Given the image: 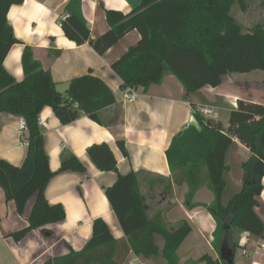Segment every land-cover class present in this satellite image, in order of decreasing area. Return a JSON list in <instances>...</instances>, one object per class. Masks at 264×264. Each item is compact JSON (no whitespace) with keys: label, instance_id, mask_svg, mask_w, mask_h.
I'll list each match as a JSON object with an SVG mask.
<instances>
[{"label":"trees","instance_id":"16d2710c","mask_svg":"<svg viewBox=\"0 0 264 264\" xmlns=\"http://www.w3.org/2000/svg\"><path fill=\"white\" fill-rule=\"evenodd\" d=\"M22 3L23 0H0V114L21 117L27 125V152L21 166L0 159V189L5 200L14 203L19 215L27 201L35 197L27 226L10 234L15 242L36 229L46 232L47 225L65 219L63 207L50 205L44 195L54 173L49 169L38 121L41 110L51 108L62 125L72 123L82 114L102 124L99 113L115 103L109 88L91 74L73 79L67 95H61L49 70L34 58L28 46L21 56L23 80L17 82L7 73L3 61L11 47L20 43L7 22V13L12 6ZM233 5L244 10L245 0H140V5L128 14L98 4L109 29L92 40L81 10L82 0H70L59 24L65 38L77 46L88 44L99 56L136 31L138 42L111 65L121 81L120 89H147L170 74L182 84L186 99L204 87H219L223 78L231 74L260 71L264 85V27L258 25L243 33L231 15ZM196 110L192 106L195 125H189L172 139L165 152L167 163L174 183L188 186L185 206L189 210L201 207L213 218L215 251L219 252L221 244L226 243L235 255L241 234L264 239V224L255 212L257 197L263 190L264 105L238 100L226 128ZM234 140L247 148L251 156L241 165L240 190L223 201L224 174L228 171L225 158ZM117 145L125 155L124 143L119 141ZM87 157L98 171L117 175L115 183L104 192L130 250L142 259L155 256L158 248L154 237L159 236L164 242V264H179L177 250L191 232L188 222L169 226L161 210L149 215L138 175H120L107 144L90 146ZM67 171L84 173L86 169L75 156L65 152L59 172ZM203 182H207L214 197L208 205L193 202L194 192ZM114 253L115 240L106 223L97 218L92 223V236L80 252L71 251L68 256L46 264H116ZM199 261L227 264L207 255Z\"/></svg>","mask_w":264,"mask_h":264},{"label":"crops","instance_id":"0c3cea01","mask_svg":"<svg viewBox=\"0 0 264 264\" xmlns=\"http://www.w3.org/2000/svg\"><path fill=\"white\" fill-rule=\"evenodd\" d=\"M69 1L23 0L21 5L12 6L7 13V22L20 43L11 47L3 67L15 81H22L21 56L24 47L28 46L33 50L34 58L45 70H49L55 89L61 95H67L73 79L91 74L109 88L115 103L99 113L102 124L82 114L72 123L62 125L51 108L41 110L38 121L49 169L54 173L44 195L50 205L63 207L65 219L47 225L44 228L46 232L36 229L15 242L10 234L27 226L35 197L27 201L19 215L14 203L7 202L0 189V264H46L47 261L68 256L71 251L80 252L91 238L92 223L97 218L106 223L115 240L113 261L116 264L165 263L161 256L164 242L159 236L154 237L158 248L155 256L142 259L130 250L104 192L115 183L117 175L98 171L87 157L90 146L103 143L111 149L120 175L131 172L138 175L149 215L161 210L167 225L174 226L183 220L190 225L191 232L177 250L178 263L205 264L199 261L204 255L220 260L219 252L212 244L215 230L213 218L201 207L189 210L185 206L188 186L174 183L165 152L176 135L189 125H195L192 106L214 107L219 113L218 121L226 128L229 114L236 108L238 100L264 105L262 79H252L250 73H245V76L241 74L245 78L240 80L231 74L223 78L219 87H204L185 99L180 81L166 74L161 83L150 85L147 89L138 88L140 95L134 103H124L121 81L111 65L138 42L139 34L136 31L129 33L103 56H99L88 44L77 46L65 38L59 25ZM98 4L107 10L128 14L140 5V0H82L81 10L92 40L109 29ZM19 120L18 116L0 114V159L13 166H21L27 152L25 147L20 146ZM119 141L124 143L125 155L119 150ZM65 152L75 156L86 171L60 173L61 156ZM250 156V151L234 140L225 158L228 171L224 174L223 201L240 190L241 165ZM261 184L263 190L257 197L255 212L264 224V178ZM213 199L207 182H203L193 195L194 203L208 205ZM241 239L247 240L244 248L240 244ZM243 249H246V255L242 254ZM233 264H264V239L248 233L241 234Z\"/></svg>","mask_w":264,"mask_h":264},{"label":"rangeland","instance_id":"374dc122","mask_svg":"<svg viewBox=\"0 0 264 264\" xmlns=\"http://www.w3.org/2000/svg\"><path fill=\"white\" fill-rule=\"evenodd\" d=\"M231 15L243 33L253 30L258 25L264 27V2L263 0H245L244 10H242L238 5H233L231 8ZM242 75L235 74V76L240 78V80L243 76H245ZM250 77L261 81V79H263V73L255 71L250 73Z\"/></svg>","mask_w":264,"mask_h":264},{"label":"built area","instance_id":"2783aa9c","mask_svg":"<svg viewBox=\"0 0 264 264\" xmlns=\"http://www.w3.org/2000/svg\"><path fill=\"white\" fill-rule=\"evenodd\" d=\"M63 18H60L59 21H61ZM60 25V24H59ZM140 93L138 88H132V87H127L122 91V99L124 103H134ZM199 114H201L204 118L212 120V121H218L219 119V113L214 107H199L196 110ZM27 133V125L26 122L23 118L20 117L19 120V138H20V146L25 147L27 146V142L25 141L24 137ZM241 246L246 247L247 245V240L246 239H241L240 240ZM242 254L246 255L247 251L246 249L242 250Z\"/></svg>","mask_w":264,"mask_h":264},{"label":"water","instance_id":"95a60500","mask_svg":"<svg viewBox=\"0 0 264 264\" xmlns=\"http://www.w3.org/2000/svg\"><path fill=\"white\" fill-rule=\"evenodd\" d=\"M219 257L221 261L227 264H233L234 252L228 248L226 243H222L219 250Z\"/></svg>","mask_w":264,"mask_h":264}]
</instances>
